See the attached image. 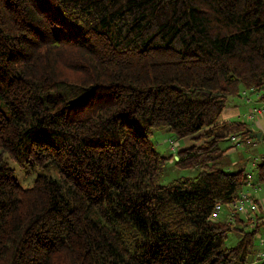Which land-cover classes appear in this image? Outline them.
I'll use <instances>...</instances> for the list:
<instances>
[{
  "label": "trees",
  "instance_id": "16d2710c",
  "mask_svg": "<svg viewBox=\"0 0 264 264\" xmlns=\"http://www.w3.org/2000/svg\"><path fill=\"white\" fill-rule=\"evenodd\" d=\"M243 90L264 91V0H0V264H249L248 215L212 217L247 177L219 144L248 138L220 121ZM169 162L196 174L162 183Z\"/></svg>",
  "mask_w": 264,
  "mask_h": 264
},
{
  "label": "rangeland",
  "instance_id": "374dc122",
  "mask_svg": "<svg viewBox=\"0 0 264 264\" xmlns=\"http://www.w3.org/2000/svg\"><path fill=\"white\" fill-rule=\"evenodd\" d=\"M242 93V92H241ZM232 103H238L237 98L231 99L229 105ZM239 107V105H237ZM241 110H242V106ZM226 113V112H225ZM224 114V111H223ZM250 125H254L253 122L249 123ZM253 127V126H251ZM231 135L229 134L228 138L222 140L219 144L223 149H226L225 157L223 158V164L230 168V171H236L239 168L244 169V173H251V175L255 178L257 177L258 170L254 166L257 165L255 162L256 159H260L264 154L262 153V148L264 147V143L261 140H254L255 147L252 145L246 144L247 140H241L240 134L236 135L235 140H231ZM154 140L156 141L157 149L163 154L173 155L177 151L182 148L191 146L197 143V140L194 139V136H187L185 138L175 139L173 135L164 132V131H156L153 135ZM176 158V157H175ZM260 162H258L259 164ZM236 164V165H235ZM235 165V166H234ZM166 172L162 177V183H167L172 179H176L179 177H193L196 174V171L191 168H177L172 162H169L166 166ZM224 167V168H225ZM35 175V171H30L27 173L23 171L17 170V177L20 178L23 183L27 184ZM257 192V191H256ZM256 192H254L256 194ZM255 196V195H254ZM260 208L258 207V211ZM256 213V212H255ZM259 214H257L258 216ZM242 216V215H241ZM252 215L242 216L246 219L245 227H243V231H252L253 229H258L254 235V241L257 248L255 255L253 256L252 261L249 264H256L257 257L260 256L263 258V261L257 264L264 263V216L263 219H247ZM255 217V216H254ZM220 219H225L224 214L219 215ZM261 220V221H260ZM258 223V225H256ZM257 226V227H256ZM243 237V232L241 231H231L228 233L226 245L233 246L235 245L241 238Z\"/></svg>",
  "mask_w": 264,
  "mask_h": 264
},
{
  "label": "crops",
  "instance_id": "0c3cea01",
  "mask_svg": "<svg viewBox=\"0 0 264 264\" xmlns=\"http://www.w3.org/2000/svg\"><path fill=\"white\" fill-rule=\"evenodd\" d=\"M245 92H246V95L248 94L247 95L248 100L243 102V96L239 95V97H234V98H237L238 103H232V105H229V102L231 100L230 99L228 104L226 105V107L223 109L224 114H223V111L221 113L220 121H241V122H245L248 124V127L250 130L261 131L264 134V115L257 117L254 120H248L246 118V113H247L248 109L257 102V99H258L257 93H264V91L256 92V93H251V92L249 93L248 91H245ZM234 98H232V99H234ZM237 105H239V107ZM240 106H242V110H241ZM250 122H253L254 125H250L249 124ZM251 126H253V127H251ZM252 139L258 140L255 138H247L246 144L252 145L253 147H255V143H254V141H252ZM259 140H261V139H259ZM261 141L264 143L263 140H261ZM225 152H224V155H225ZM262 153L264 154V147L262 148ZM261 160H264V156L260 157V159H256L255 162L258 163ZM224 167H225V165H224ZM255 167L256 166H254V168ZM225 169H226V167H225ZM239 169H241V168H239ZM239 169H237V170H239ZM226 170L230 171V168L227 167ZM246 174H247L246 181H245L244 185L242 186L240 192H243L246 190L253 192L254 190L252 187H254V188L257 187L259 189V190H257L256 194L253 192L254 195L256 196V199H257V205L260 208V210L254 214L255 217H253V219L257 218L259 220V218H261V220H262L263 216H264V181L259 180L258 177L254 178L251 175V173H249V172H247ZM248 177H250V185L247 184V182L249 181ZM257 214H259V215L257 216ZM225 219H226V216H225ZM223 220H224V218H223Z\"/></svg>",
  "mask_w": 264,
  "mask_h": 264
},
{
  "label": "built area",
  "instance_id": "2783aa9c",
  "mask_svg": "<svg viewBox=\"0 0 264 264\" xmlns=\"http://www.w3.org/2000/svg\"><path fill=\"white\" fill-rule=\"evenodd\" d=\"M258 99L257 102L252 105L247 113L246 118L248 120H254L257 117L264 115V93H257ZM248 95V94H247ZM247 95L246 92L243 90L241 93V96H243V102L247 101ZM236 136L232 135L231 140H235ZM247 184L250 185V177H248ZM253 188V192H256L259 190L257 187ZM246 190L243 192H240L238 197L235 198L233 201L227 204V208L220 203L216 204L215 209L212 213L213 218L219 217L220 214L226 213V218L230 217L232 214H242V215H252L250 218L253 219L255 212H258V205H257V199L256 196H254V193ZM259 257V256H258Z\"/></svg>",
  "mask_w": 264,
  "mask_h": 264
},
{
  "label": "water",
  "instance_id": "95a60500",
  "mask_svg": "<svg viewBox=\"0 0 264 264\" xmlns=\"http://www.w3.org/2000/svg\"><path fill=\"white\" fill-rule=\"evenodd\" d=\"M248 138L261 139L264 141V134L261 131H249Z\"/></svg>",
  "mask_w": 264,
  "mask_h": 264
}]
</instances>
